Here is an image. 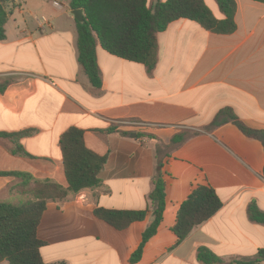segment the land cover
<instances>
[{"label": "crops", "instance_id": "1", "mask_svg": "<svg viewBox=\"0 0 264 264\" xmlns=\"http://www.w3.org/2000/svg\"><path fill=\"white\" fill-rule=\"evenodd\" d=\"M36 1L14 0L0 41V133L32 131L18 140L31 157L13 154L15 141L0 138V173L30 175L28 189L34 181L66 189L59 138L70 128L84 132L87 149L107 157L98 187L47 202L37 229L43 262L130 264L152 213L117 231L93 211H151L148 196L159 173L166 184L163 219L135 264H199L200 248L228 264L264 249V226L247 216L251 202L264 212L262 144L231 123L212 125L229 109L264 131V3L235 0V31L227 35L172 22L157 35L151 72L97 44L101 87L94 89L78 63L69 0H39L34 8ZM204 2L223 18L215 0ZM179 135L182 142L173 144ZM21 184L0 176V202L31 200ZM196 184L209 185L222 206L176 244V214Z\"/></svg>", "mask_w": 264, "mask_h": 264}, {"label": "trees", "instance_id": "2", "mask_svg": "<svg viewBox=\"0 0 264 264\" xmlns=\"http://www.w3.org/2000/svg\"><path fill=\"white\" fill-rule=\"evenodd\" d=\"M223 18L217 20L204 0H159L148 5L147 0H69L71 11L81 10L83 21H75L77 33L78 63L94 89L101 87V78L96 61V46L111 56L143 65L151 72L157 63V35L164 32L175 21L187 20L196 23L203 30L227 35L235 31V0H215ZM264 3V0H253ZM13 0H0V41L5 39V25L8 10ZM4 85L0 86L2 92ZM226 123L234 125L246 138L259 141L264 150V131L245 126L229 109L220 111L212 122L213 126ZM32 131L7 134L1 139L14 140L13 154L31 157L18 144V140ZM106 132H119L109 129ZM84 132L70 128L59 138L63 171L67 188L47 181H34L26 173H0V176H14L21 180V194L32 199L19 204L0 202V263L46 264L40 254L45 245L37 236L43 213L49 200H62L68 193L77 194L84 189L98 187L99 173L106 163V156H99L84 144ZM179 135L173 144L182 142ZM264 173V168H263ZM165 181L159 173L153 179V188L148 196L151 211H115L97 208L96 219L117 231L125 230L134 222L143 221L148 212L153 220L141 235L138 246L132 251L128 262L135 264L142 258L144 248L160 226L165 211ZM222 203L215 191L207 184H196L187 199L180 205L172 228L176 244L182 242L197 226L213 217ZM247 216L252 223L264 226V212L254 202L247 207ZM199 264H223V261L207 248H200L196 254ZM61 264V263H54ZM228 264H264V249L257 251L251 259L235 260Z\"/></svg>", "mask_w": 264, "mask_h": 264}, {"label": "water", "instance_id": "3", "mask_svg": "<svg viewBox=\"0 0 264 264\" xmlns=\"http://www.w3.org/2000/svg\"><path fill=\"white\" fill-rule=\"evenodd\" d=\"M71 15L73 16L74 20L81 23L83 21V13L81 10H73L71 11ZM136 137L135 135L133 136Z\"/></svg>", "mask_w": 264, "mask_h": 264}, {"label": "rangeland", "instance_id": "4", "mask_svg": "<svg viewBox=\"0 0 264 264\" xmlns=\"http://www.w3.org/2000/svg\"><path fill=\"white\" fill-rule=\"evenodd\" d=\"M156 0H148V4L151 5L153 2H155ZM14 2V0H13ZM15 3V2H14ZM34 8H38L40 7L39 5V0H37L36 2L32 3L31 4ZM2 200V199H1ZM4 200H7V199H4ZM8 201V200H7Z\"/></svg>", "mask_w": 264, "mask_h": 264}, {"label": "built area", "instance_id": "5", "mask_svg": "<svg viewBox=\"0 0 264 264\" xmlns=\"http://www.w3.org/2000/svg\"><path fill=\"white\" fill-rule=\"evenodd\" d=\"M42 21H43V23H46V20L44 18L42 19Z\"/></svg>", "mask_w": 264, "mask_h": 264}]
</instances>
